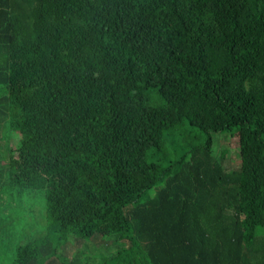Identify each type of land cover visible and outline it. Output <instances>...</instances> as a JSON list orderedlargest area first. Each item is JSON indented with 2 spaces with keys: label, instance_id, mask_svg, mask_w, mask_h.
<instances>
[{
  "label": "trees",
  "instance_id": "16d2710c",
  "mask_svg": "<svg viewBox=\"0 0 264 264\" xmlns=\"http://www.w3.org/2000/svg\"><path fill=\"white\" fill-rule=\"evenodd\" d=\"M0 130L12 264H264V0H0Z\"/></svg>",
  "mask_w": 264,
  "mask_h": 264
},
{
  "label": "rangeland",
  "instance_id": "374dc122",
  "mask_svg": "<svg viewBox=\"0 0 264 264\" xmlns=\"http://www.w3.org/2000/svg\"><path fill=\"white\" fill-rule=\"evenodd\" d=\"M235 132H238V129ZM208 135L214 138V152H216L217 156L222 159L227 168L233 169L241 165L240 138L238 134L213 131L207 134L199 128L190 125L187 120L167 135L165 149L169 153V159H174L180 154H185L187 148L192 142L204 140ZM17 139L18 137H16V135L10 136V140L14 144ZM2 142L5 143V140H2ZM162 162H167V160L165 161L162 159ZM159 186L153 187L146 195H149V193L154 195L160 188ZM21 192L22 194H20L17 189H14L12 192L7 190L6 198L8 201L21 200L26 205H30L34 202L39 204L40 202L39 205L41 207L44 206L43 203L45 199L37 190L26 188ZM6 204L7 202L0 203V212L3 211ZM24 222L25 221L22 219L19 223H11L10 231L16 232L12 235H9V232L6 234L0 232V264H12L13 259L17 256V247L20 240V238L18 239V230L22 227Z\"/></svg>",
  "mask_w": 264,
  "mask_h": 264
}]
</instances>
